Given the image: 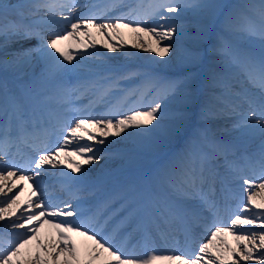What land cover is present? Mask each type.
Masks as SVG:
<instances>
[{
    "label": "snow or ice",
    "instance_id": "1",
    "mask_svg": "<svg viewBox=\"0 0 264 264\" xmlns=\"http://www.w3.org/2000/svg\"><path fill=\"white\" fill-rule=\"evenodd\" d=\"M25 7L29 8L27 13L23 11ZM77 7L95 9L97 5L78 4L77 0H44L31 5L22 0L16 3L0 0V73L3 74L0 76V157L6 161L0 168V205H3L0 221L6 229L8 226L21 229L10 240L0 237V264H201L202 261L203 264H240L241 261L264 264V0L233 6L205 0H149L147 5L143 0L135 4L111 0L104 6L105 12L117 8L128 11L109 16L104 22H97L101 16L89 11L86 18L76 17L70 30L63 34L49 32L45 38L44 26L71 21ZM186 12L198 17L210 15L213 18L210 22L218 20L221 32L231 37L225 40L220 36L218 50L228 58L235 84L227 103L223 91L218 99L233 114L234 130L245 129L261 137L256 154L243 155L242 163H228L229 172L242 180L241 190L247 193L243 212L250 211V206L256 210L251 217L235 215L228 227H213L223 222L217 219L219 203L209 182L207 157L202 153L177 154L157 173L151 189L131 185L116 200L93 203L79 194L80 188L73 187L79 178L72 173L82 176L83 166L100 159L88 143L96 141L97 136L102 138L98 143L103 144L110 136L127 135V130H134L136 136L180 133L189 118L186 106L194 98L192 73L176 78L150 77V90L155 91L143 111L128 109L125 114L116 110L105 113L106 119L79 117L63 121L50 114L41 125L44 129L41 143L36 142V125L28 113L31 90L18 85L16 79L9 80L10 74L18 79L19 73L41 62V77L54 85L57 95L92 92L103 98L112 89L100 85L93 68L88 69L75 88L69 89L63 83L66 74L81 71L79 64L73 62L78 57L87 58L88 50L100 44L111 52L125 49L128 44L124 39L125 29L135 37L133 48L161 58L168 56L175 34L184 31V26L175 21ZM149 19L153 20L152 26L147 25ZM206 31L207 24L198 25L199 36ZM182 59L193 64L199 59L195 38L184 49ZM176 95L183 97L186 106L169 112L165 101ZM242 105L247 108L242 109ZM206 114V111L201 113ZM164 120L168 121L167 125L161 123ZM69 123L72 126L67 127L68 135L63 136L62 142L58 146L49 143L50 137H60ZM75 141L84 143L72 152L65 151ZM25 149L34 151L36 158L25 159L23 165L14 163L18 156L23 157ZM217 151L227 155V145H218ZM65 164L71 171L66 173L61 167L60 175L66 178L62 188L68 199L54 200L41 190L38 178L46 165L56 168ZM244 169L250 174L240 175ZM25 183L28 192L21 198ZM256 188L260 189L259 193L252 191ZM14 189L15 193L9 197ZM221 193L225 198L229 195L224 187ZM257 195L261 197L259 200ZM114 203H120V210L113 207ZM17 220L22 222L17 225ZM201 225L205 232L210 231V237L199 246V254L195 256L187 251L172 254L176 249L166 254L153 249L145 256H137L135 244L125 251L135 240L147 245L154 233L165 241L175 240L177 233L183 232L187 237ZM249 225L253 228H248ZM45 227L49 231L42 234ZM255 228L260 229L258 234ZM249 231L251 235L245 234ZM224 234L232 237L231 243Z\"/></svg>",
    "mask_w": 264,
    "mask_h": 264
},
{
    "label": "bare ground",
    "instance_id": "2",
    "mask_svg": "<svg viewBox=\"0 0 264 264\" xmlns=\"http://www.w3.org/2000/svg\"><path fill=\"white\" fill-rule=\"evenodd\" d=\"M244 0H231L228 6L233 5H240L241 2ZM12 3H16L17 0H11ZM23 3L26 5H31L32 3H42L44 0H22ZM125 3H132L135 4L138 2V0H124ZM149 0H143V3L147 5ZM205 2L213 3V4H219V0H205ZM78 4H88L89 6L95 4L97 7L95 9H92L91 7L88 10H82L84 8L77 7L75 12L73 13V19L68 22H61V24H50L44 26V36L45 38L48 37L49 32H59L60 34H63L65 31L70 30V24L74 23L76 21V17L83 18L86 16V14L89 11H96L98 16H101V19H99L97 22H104L106 18L104 17L105 11L104 6L111 3V0H77ZM249 4H258L256 0H249ZM25 13L29 11L28 7H25L23 9ZM68 11H71L70 9ZM128 8H117L112 9L109 12H114V15L111 17H115L119 15L121 12H127ZM228 9L225 8V12H227ZM175 15V14H172ZM107 17V16H106ZM213 18L209 16H205L200 21H189L187 23L183 22L181 20V17H178V19L175 21V23L179 25H183L184 28L193 29L196 28V25L200 24H207V31L203 34V38L206 39V46L211 48H219V43H216L214 40V36H217L220 38V36H223L225 40L231 39L229 34H224V32H221L220 29V23L219 21L210 22ZM153 22V20H152ZM152 22H147L148 26H152ZM161 21L156 20V23H160ZM187 30V29H185ZM125 36L124 39L128 41L127 47L123 50H117L116 52H111L103 48L102 44L97 45L96 48H90L88 50L89 56L87 58L81 59L77 58L76 61L73 63L79 64L81 71L79 72H71L64 76L63 83L68 86L69 89H72L75 85H78L84 75H87L88 69L93 68L97 75L96 79H98L101 86H107L111 89L113 88H119L124 87V93L120 94L118 97L111 92L109 95L104 96L103 98L100 97L98 93H92L89 92L88 98L85 99L84 97L80 96L76 99H79L81 101L78 104L74 110H76L78 107L91 109L92 111L90 117L94 118H107L104 114L109 111H120L122 113L126 114V110L132 109V110H145L144 105L148 104L149 101L152 99V92L155 91V89L150 90L149 86V78H176L178 76H184L188 73L193 74V88H194V95L195 99L199 98L198 106L196 105L195 110H191L187 108L188 112V119L183 124L182 131L178 134L172 133L167 134V136L160 135L156 132H153L149 135L145 136H136L135 140H132L133 131L134 130H128L127 135L121 134L120 137L110 136L106 138L105 143L106 145H111L114 142H123V143H132L136 145H141L145 149V153H141L138 151H116V150H109V148L105 149L104 147H101L102 144L98 143L101 137L97 136L96 141H89L88 143L93 148L95 154L100 157L99 160H96L95 163L85 165L82 168L83 175H90V173H94L93 167H100L99 163H102L103 166H107L108 169H110L109 176H107V181L105 184H102V188H100V191H103L105 189H108L110 187H113L114 184H117V186L122 187L123 186H131V185H142V184H148L147 188L151 189L155 183V177L158 172H160L165 167V162L162 160H158L155 163L147 166V167H137L136 163L140 161H145L147 158L151 156H158L161 151V146H166L168 149V154L166 157H173L176 153V151H182L183 144H189L190 145V151L198 153L197 144L196 142L198 140L192 136L194 132H200L204 134V137H206V140L209 143V147L217 148L218 145L225 144L221 141H218L217 139H222L220 137H224L225 141L227 142V146L230 145V147H233L236 149L237 153H241L240 155H254L252 151H248L245 149L246 145H254L258 143V141L261 140V137L258 133H252L247 130H244L242 134H239L235 132L232 128V124L234 122V118H232L229 115H226L224 113L228 112L229 110L224 106H218L215 105L212 100L209 101V96L213 93L214 96L219 97L221 90L224 89V87L232 88V86L235 84V73L229 69L228 66V58L221 52L219 59L221 60V63L223 64V71H220V68L218 69V66L212 64L211 58H213L214 53H211L209 55L202 56V59H200L201 64H195V66H180V61H174L173 65H170L168 61L162 59L161 57L155 56L152 53H147L143 51V49L133 48L131 45L135 40V37L132 36L127 29L124 30ZM181 32L177 31L174 37L178 36ZM208 33L210 35H208ZM172 41L173 43V49L168 54L169 57H172L174 55V50L178 48V44ZM182 44V43H181ZM187 46H182L181 49H187ZM205 53L207 52L206 49ZM200 58V56H199ZM219 60V61H220ZM67 63V62H65ZM35 66V68H34ZM43 64L41 62L34 63L31 67L26 68L23 72L18 74V79L16 77H13L11 74L9 75V80L16 79V83L20 85H24L27 87V89H30V92L33 93H40V90L42 91L41 94H37L36 97L39 101H48V103H65L67 107L72 108L74 103L76 101H72L75 99L74 94L76 92H70L69 95L61 97L57 95L56 89L52 83L46 82L41 77V70H42ZM200 69V72L199 70ZM216 72V75L218 76V79H214V77H211L214 75L213 73ZM224 73V74H222ZM3 74L0 73V76ZM104 77H108L109 79L105 80ZM122 79H125L126 81H121ZM80 80V81H79ZM79 81V82H78ZM78 82V83H77ZM204 82H207L211 85V88H213L212 84L210 82H214L215 89H210L208 85L205 86ZM216 88H219L218 90ZM207 91H213L212 93H209ZM84 93V92H80ZM113 94V95H112ZM132 94V95H131ZM84 95V94H83ZM118 95V94H117ZM231 96V95H230ZM181 97V96H180ZM130 98L131 100L127 102V99ZM175 96L168 97L165 101L166 108L169 112H173L175 110H171V108L167 107L169 104H171ZM225 102L227 103L230 98L224 97ZM86 104L82 106L83 104ZM127 103V104H125ZM103 105H107L105 109L93 111L98 106L102 107ZM222 107V108H221ZM37 109L40 111V106L37 103L33 108H28L29 118L30 120L34 119L35 114L34 111H37ZM184 109V108H182ZM49 110L51 108L49 107ZM202 111H206V115H201ZM45 112L48 115V112L45 108ZM230 112V111H229ZM192 116H195L196 119H204L206 121V126H196L192 124L190 126L191 118ZM75 118L73 116H70L68 120H74ZM232 119V120H231ZM164 125L168 124L167 120H164L161 122ZM196 123V122H195ZM69 127H71V123L68 124ZM196 127V128H194ZM193 130H198L194 131ZM129 132L132 134L129 136ZM213 135L218 136L217 138H213ZM135 136V135H133ZM230 137H235L237 141L243 140L248 138L247 142L238 144L237 142H228L226 139ZM62 140V135L59 137L58 141ZM83 141H75L73 142L72 148L73 151L79 144H83ZM176 144V145H175ZM105 145V146H106ZM181 146V147H180ZM108 147V146H107ZM259 150V148H257ZM15 152V150L13 151ZM132 152V153H131ZM123 153H131V158H125ZM216 154V153H215ZM115 155H119V157H122L121 163L124 165L122 167L118 166V160L115 157ZM217 155L224 156L226 158L227 164L223 166L224 170L227 171L225 168H228V163L234 161L230 154L225 155L224 153L218 152ZM4 159L3 157H0V160ZM103 161V162H101ZM92 165H94L92 167ZM63 167L64 172H70L71 170L67 168L66 165L60 166L58 165V168L61 169ZM114 167V168H111ZM79 174V173H76ZM80 175V174H79ZM114 175V176H113ZM118 175V180L115 181L113 178ZM97 177V176H96ZM62 178V177H60ZM106 177H97L95 178L98 182L102 181ZM215 181V177L211 175L209 177V181ZM79 181H76L75 184L77 185ZM55 186V189L61 190L63 182L62 181H55L53 183ZM24 187V186H23ZM119 189L117 188V191ZM15 189L13 190V193H9V197L15 193ZM253 192L259 193L260 189L256 188L252 190ZM28 188L24 187V191L21 193V198L27 195ZM94 193V192H93ZM118 193V192H114ZM115 194V195H116ZM111 195V194H110ZM114 195V196H115ZM65 197L63 200H67L68 196L64 195ZM113 196V197H114ZM112 196L108 198H104L102 201L108 200ZM258 200L261 198L260 195H257L256 197ZM244 200L245 198L242 197ZM3 206V205H0ZM255 209H252L251 212L247 215L249 217L252 216L253 212H255ZM17 220V223H21L22 221ZM18 225V224H17ZM228 226L229 224L223 223L221 226ZM214 225L213 227H215ZM248 228H253V226L249 225ZM13 229V230H12ZM202 230L203 227H202ZM257 234L259 233L260 229H254ZM21 230L18 228H9V230L5 228V224L3 221H0V237H2L4 240H10L13 238V236L16 233H19ZM48 229L45 227L42 230V234H47ZM245 234L251 235V232H246ZM13 235V236H11ZM199 241H198V248H196L192 253L194 254L195 251H198L199 246L202 244L201 241H207L210 237V231L208 232H200L199 234ZM201 239V240H200ZM228 240V239H227ZM229 241V240H228ZM230 242V241H229ZM143 244V241L140 242H134L135 246L140 247V244ZM231 243V242H230ZM258 243V241H257ZM132 244V245H133ZM147 244H151V239L148 241ZM131 245V246H132ZM197 245V244H196ZM197 247V246H196ZM135 254L137 256H142L140 253L135 250ZM203 264V261L201 262ZM240 264H245L244 261H241ZM247 264H254V262H247Z\"/></svg>",
    "mask_w": 264,
    "mask_h": 264
},
{
    "label": "rangeland",
    "instance_id": "3",
    "mask_svg": "<svg viewBox=\"0 0 264 264\" xmlns=\"http://www.w3.org/2000/svg\"><path fill=\"white\" fill-rule=\"evenodd\" d=\"M219 1H220L219 2V5H227L228 4V0H219ZM185 29H187V30H185ZM194 38H195V43H196V46H197V48L199 50V56H200V58L197 60V62L195 64H201L200 59H202V56H204V55L206 56V55H209L211 53H214V54H212L213 55V58H211V61L210 62L212 64H214L216 66V68L218 66V69L220 68V71L224 72L223 71V69H224L223 68V64L221 63V60L219 59V57L216 56V54H217L218 51L216 49H211V48L207 47L206 46V44H207L206 43V39L203 38V35L202 36H199L198 35V24L196 25V28H193V29L184 28L183 33H180L178 36L174 37V40H175L174 42H176V44L180 43L178 45V48L174 50V55L172 57L165 56L162 59L168 61V63L170 65H173L174 64V61H180V66H190V67L193 66L194 67L195 64L190 63V62L185 61V60L182 59L183 53H184V49L183 50L181 49V47L183 45L184 46H187L189 48L193 44V39ZM216 39L219 40V38H217V37L215 38V40ZM178 49H179V51H178ZM204 49L207 50L206 53H205V50ZM34 68H35V66H34ZM198 70L200 72V69H198ZM213 74L214 75H212L211 77H214V79H218V76L216 75V72H214ZM222 74H224V73H222ZM210 83L212 84L213 88L215 89L214 82H210ZM204 84H205V86L208 85L210 87V89H213V88H211V85L209 83L204 82ZM216 89L218 90L219 88H216ZM207 92L212 93L213 91L212 92L211 91H207ZM223 92L225 93V96L226 97H228L229 95H231V92H228V91H223ZM179 97H180V95H176L175 96L176 99H174L175 101H173L167 107L171 108V110H174V109L175 110H180L182 108H185V106H186L185 105V101L184 100L182 101V99H180ZM194 97H195V95H194ZM172 98H173V96H172ZM209 100H212V101H214V102H216L218 104H221V102L218 99V97L214 96L213 93L211 94V96H209ZM198 102H199V98H197V99L193 98V100L190 103H188L186 107L189 108V109H191V110H195L196 109L195 106L196 105L198 106ZM194 117L195 116H192L191 122H190L191 124L190 125H192V124L195 125V122L196 123L205 122V121H201L203 119H196ZM131 134L132 133L129 132L128 135L130 136ZM165 136H167V135H165ZM130 137H132V140H135L136 135L135 136L132 135ZM260 142L261 141H259L256 144H260ZM25 186L28 187L27 184Z\"/></svg>",
    "mask_w": 264,
    "mask_h": 264
}]
</instances>
